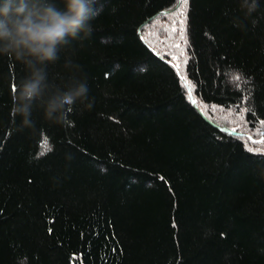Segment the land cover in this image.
Masks as SVG:
<instances>
[{"label":"trees","instance_id":"trees-1","mask_svg":"<svg viewBox=\"0 0 264 264\" xmlns=\"http://www.w3.org/2000/svg\"><path fill=\"white\" fill-rule=\"evenodd\" d=\"M180 1L98 0L48 69L87 75L62 125L11 115L0 56V264H264V0Z\"/></svg>","mask_w":264,"mask_h":264},{"label":"clouds","instance_id":"clouds-1","mask_svg":"<svg viewBox=\"0 0 264 264\" xmlns=\"http://www.w3.org/2000/svg\"><path fill=\"white\" fill-rule=\"evenodd\" d=\"M97 5L98 0H0V56L19 63L25 72L13 92L11 108L22 127H34L36 110L50 123L62 125L68 110L78 104L92 106L87 75L80 64L66 60L68 75L63 86L50 81L48 69L72 40L92 34ZM240 6L245 17H250L259 4L241 0Z\"/></svg>","mask_w":264,"mask_h":264},{"label":"snow or ice","instance_id":"snow-or-ice-1","mask_svg":"<svg viewBox=\"0 0 264 264\" xmlns=\"http://www.w3.org/2000/svg\"><path fill=\"white\" fill-rule=\"evenodd\" d=\"M182 3L184 5H186L188 3V0H182ZM181 15L182 16H185V20H181L179 23H180V34H181V40L184 39V36L186 34V29H185V23H186V13L184 12H181ZM177 31V28L175 26V22L173 23V27H172V32L175 33ZM177 47H179V45H177ZM235 80L239 81L240 80V77L239 76H236L234 77ZM15 85H13V92L15 91ZM193 103H195V101H193ZM264 123V122H262ZM257 135L260 137L259 139L257 140H254L253 137L249 136L248 137V140L252 143H257V144H260V145H264V128H262L258 133ZM251 150V149H249ZM257 150H260V149H257Z\"/></svg>","mask_w":264,"mask_h":264},{"label":"rangeland","instance_id":"rangeland-1","mask_svg":"<svg viewBox=\"0 0 264 264\" xmlns=\"http://www.w3.org/2000/svg\"><path fill=\"white\" fill-rule=\"evenodd\" d=\"M181 4H182V1H180L179 6H180ZM176 43H180V44H182V43H183V40H181V38H180V40H179V38H178V39H176ZM165 46H166V48H168V50H172V49H173L172 44L169 43V42H167V43L165 44ZM182 53H184V51H182ZM182 59H185V57L182 56Z\"/></svg>","mask_w":264,"mask_h":264},{"label":"water","instance_id":"water-1","mask_svg":"<svg viewBox=\"0 0 264 264\" xmlns=\"http://www.w3.org/2000/svg\"><path fill=\"white\" fill-rule=\"evenodd\" d=\"M179 73H180V75L182 76V74H181V72L179 71ZM183 77V76H182ZM187 87H188V89H189V91H190V95H191V99H192V101H195V98H194V95H193V92H192V89H191V87H190V85L187 83ZM195 104H196V101H195ZM218 126V125H217ZM221 129H224V130H227V131H229V132H231V133H235V131L234 130H231V129H225V128H223V127H221Z\"/></svg>","mask_w":264,"mask_h":264}]
</instances>
